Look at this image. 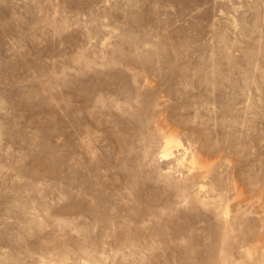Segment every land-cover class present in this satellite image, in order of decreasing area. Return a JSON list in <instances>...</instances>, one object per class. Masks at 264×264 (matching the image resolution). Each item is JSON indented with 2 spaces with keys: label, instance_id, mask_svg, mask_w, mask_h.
<instances>
[{
  "label": "rangeland",
  "instance_id": "obj_1",
  "mask_svg": "<svg viewBox=\"0 0 264 264\" xmlns=\"http://www.w3.org/2000/svg\"><path fill=\"white\" fill-rule=\"evenodd\" d=\"M0 264H264V0H0Z\"/></svg>",
  "mask_w": 264,
  "mask_h": 264
},
{
  "label": "bare ground",
  "instance_id": "obj_2",
  "mask_svg": "<svg viewBox=\"0 0 264 264\" xmlns=\"http://www.w3.org/2000/svg\"><path fill=\"white\" fill-rule=\"evenodd\" d=\"M167 149V148H166ZM169 149V148H168ZM166 153H168V152H166ZM166 155V154H165ZM167 156V155H166ZM171 156V155H170ZM168 157H169V155H168Z\"/></svg>",
  "mask_w": 264,
  "mask_h": 264
}]
</instances>
